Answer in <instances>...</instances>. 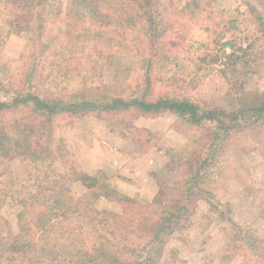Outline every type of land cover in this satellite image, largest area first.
Segmentation results:
<instances>
[{"label": "trees", "instance_id": "obj_1", "mask_svg": "<svg viewBox=\"0 0 264 264\" xmlns=\"http://www.w3.org/2000/svg\"><path fill=\"white\" fill-rule=\"evenodd\" d=\"M0 9L8 17L10 33L28 40L32 56L20 88L0 98V211L17 206V231L27 235L25 241L0 250V264H39L41 248L68 254L65 264H161L165 245L193 216L200 200L234 223L202 184L211 161L219 156V143L264 121V99H241L238 108L227 113L172 94L185 78L165 73V62L180 51L189 21L175 20L162 0H70L67 5L61 0H0ZM183 10L201 21L208 34L217 30V0H192ZM257 19L263 32L262 18ZM236 29L230 21L225 35ZM56 41L58 56L64 59L59 72L45 64ZM227 46L235 49L234 39L223 43L222 52L235 57V52L224 51ZM108 54L144 58L146 64L139 70L117 64L113 81L106 84L99 59ZM219 57L210 52L197 60L217 63ZM166 112L192 122L202 134L199 146L182 150V169L174 185L151 202L118 192L105 177L72 172V182L86 188L75 197L51 173L57 161L58 118L136 119ZM19 157L30 160L36 172L34 189L25 195L2 180L8 161ZM102 199L119 203L121 211L99 209ZM244 240L238 237L240 251L250 249L243 248ZM254 253L255 263L264 264V248Z\"/></svg>", "mask_w": 264, "mask_h": 264}, {"label": "rangeland", "instance_id": "obj_2", "mask_svg": "<svg viewBox=\"0 0 264 264\" xmlns=\"http://www.w3.org/2000/svg\"><path fill=\"white\" fill-rule=\"evenodd\" d=\"M69 1L61 3L67 5ZM162 1L175 20L191 24L180 51L165 62V73L185 78L172 94L227 113H233L241 99L249 103L264 99V31L259 32L262 26L257 19L260 16L264 24V0H217L221 17L212 34L205 31L201 21L184 12L192 0ZM230 21L237 29L225 35ZM7 22L6 13L0 9L1 99L20 88L32 61L28 40L10 33ZM228 39H234L236 45L235 49H224L228 54L235 52L230 59L222 52ZM58 46L59 41L52 43L45 60L46 66L57 72L64 62L58 56ZM210 52L220 55L217 63L197 60ZM99 60L103 64L101 81L106 84L113 81L117 64L136 70L146 64L144 58L117 54L103 55ZM201 134L192 122L169 112L136 119L63 116L55 123L57 161L51 173L75 197L86 188L72 182V172L105 177L118 192L151 202L160 191L174 185L182 169V150L199 146ZM221 142L219 156L211 161L202 187L234 223L214 212L207 200H200L193 216L165 245L161 264H256L254 252L264 248V121L247 125ZM6 168L2 176L5 185L24 195L34 189L36 172L30 160L15 158ZM97 207L121 211L119 203L107 199L100 200ZM17 208L9 204L0 211L2 251L12 242L26 240L27 235L17 231ZM238 237L245 239L243 248H250L248 251L237 248L241 245ZM38 255L39 264H65L68 257L47 248H41Z\"/></svg>", "mask_w": 264, "mask_h": 264}]
</instances>
